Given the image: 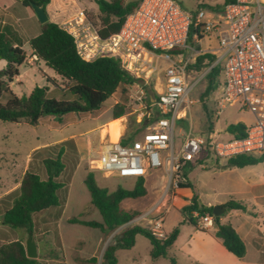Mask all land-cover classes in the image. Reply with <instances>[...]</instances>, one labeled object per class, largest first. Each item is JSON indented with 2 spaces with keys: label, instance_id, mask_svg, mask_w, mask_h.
Listing matches in <instances>:
<instances>
[{
  "label": "rangeland",
  "instance_id": "rangeland-1",
  "mask_svg": "<svg viewBox=\"0 0 264 264\" xmlns=\"http://www.w3.org/2000/svg\"><path fill=\"white\" fill-rule=\"evenodd\" d=\"M187 11H196L199 4H208L210 6L222 5L225 0H177ZM80 8L78 11L83 14H77L76 18L67 23L69 29L80 34L82 29H78L82 24L93 31L92 25L87 20L88 15L91 20L99 24L101 14L96 3L93 0H78ZM19 7L16 8L17 13ZM16 13V14H17ZM19 19H17V17ZM15 21L5 15L0 18L6 20L21 36L23 40V49L26 52L27 59L20 67L21 74L10 84L11 90L19 95H29L36 86L49 85L48 78L55 77L60 84L65 82L60 79L56 73L48 68L44 62L37 60L28 43V38L32 35L26 29L27 14L18 13ZM75 16V15H74ZM73 16V17H74ZM71 18V17H70ZM3 23L1 22L0 30ZM73 27V28H72ZM203 41V51L212 52L217 48L216 41H212L210 36ZM215 39V37H214ZM195 44V39L192 45ZM195 47V46H194ZM210 50V51H209ZM6 62L0 60V68L4 67ZM217 64L216 61L213 65ZM162 65H165L162 63ZM220 68V77L222 79V64L218 63ZM210 67H204L200 71L192 70L188 81L193 84L199 78L200 81L193 87L189 94L192 100H196L189 111V120L185 123L186 127L192 128L194 133H208L209 130H219L221 136H226L225 128L230 124L243 123L246 126L254 122V116L247 110H239L237 106L228 107L221 115L216 118L212 113L213 103H205L207 97H202V93L207 86L206 74ZM132 85H122L114 94L109 104L100 110L88 112H71L62 117V122L53 116H44L38 125L32 126L21 121L20 123L0 121V215L10 204V200L4 199V195L17 189L25 171L32 167L41 177H45L43 160L48 156H56L62 143L74 138L77 146V152L68 151L65 155L66 169L63 171L60 180L65 183V187L58 193L63 204L58 207H50L44 211L34 214V232L31 233L32 240L37 247L38 256L36 259L39 264H101L103 253L110 243L127 226L132 224H141L151 226L150 219L162 216V228L167 234L174 228L180 230L179 238L170 254L175 258L177 264H209L216 262L220 264H251V255L244 259H239L230 255L225 249L221 253L218 249L208 251L204 246L193 247V239L196 237L197 229L188 221L190 216L177 211L172 207V197L168 205L170 210L166 212L167 207H162L160 213H153L150 218H136L115 230L105 232L100 229L91 228L81 224L69 222L71 218L82 220L102 221L99 210L92 205L91 195L85 184V178L89 171H94L96 180L101 187H107L110 191L117 187L132 189L136 183L135 178H119L107 176L105 173L95 169L94 156L97 153L98 146L106 137V142L110 141L109 135H102V129L112 119L113 106L117 102L127 105V114L121 120V131L134 132L138 126L133 125L132 119L140 122L141 111H135L130 105V94L133 93ZM152 94V93H151ZM9 95H4L2 102H6ZM185 127V128H186ZM146 129V128H145ZM181 124L177 123L176 135H180ZM143 129L136 131L134 138ZM123 134V135H124ZM95 135L98 145L91 149L90 138ZM179 142V138L177 139ZM77 158V164L74 165V158ZM226 161L217 162L214 158H209L206 162V168L195 165L190 171V181L195 187L199 202L212 204L214 207L228 200L243 201L250 203L253 194L257 191H264V186H259L264 180V162L238 167H224ZM168 176L163 169L152 171L145 177V184L149 190L147 196L138 199H126L122 206L126 209L139 210L142 213L147 212L154 204L160 201L166 186ZM254 186H258L255 187ZM1 198H3L1 200ZM8 204H7V202ZM225 222L231 223L242 231L247 227L250 220L248 212L240 210H228L224 213ZM228 223V222H227ZM215 227V225L213 226ZM29 232L23 229H10L0 224V243H7L21 239L26 244ZM250 247V242H249ZM151 243L142 234L136 236L135 245L130 249H120L117 251V264H173L168 258L153 259L150 255ZM228 256H233L231 260ZM95 258V261L92 259Z\"/></svg>",
  "mask_w": 264,
  "mask_h": 264
},
{
  "label": "built area",
  "instance_id": "built-area-1",
  "mask_svg": "<svg viewBox=\"0 0 264 264\" xmlns=\"http://www.w3.org/2000/svg\"><path fill=\"white\" fill-rule=\"evenodd\" d=\"M193 20L195 25H203L207 36L216 35V63H221L223 70L222 79L206 103L214 104L211 114L216 118L232 106L249 111L254 122L246 126L244 136L229 133L227 127L226 136L217 129L194 133L185 125L191 106L197 102L189 94L200 81H188L192 72L188 66L198 55L188 41ZM78 29L82 33H70L83 58L116 57L138 79L132 84L130 105L136 112L141 111L140 122L147 118L150 123L126 145L120 140L106 142L105 137L93 162L95 169L119 178L139 179L152 171H165L168 184L160 201L139 219L150 218L155 211L160 213L162 207H167L166 212L170 210V191L185 180L182 171L189 164L206 168L209 158L219 162L264 153V0H235L220 12L200 8L195 18L177 0H141L126 16L121 30L108 38H101L95 28L91 31L86 24ZM150 85L152 92L146 89ZM177 123L182 127L179 136ZM190 217L204 229L215 225L213 213L193 211ZM150 223L153 235L164 239L162 216L150 219Z\"/></svg>",
  "mask_w": 264,
  "mask_h": 264
},
{
  "label": "trees",
  "instance_id": "trees-1",
  "mask_svg": "<svg viewBox=\"0 0 264 264\" xmlns=\"http://www.w3.org/2000/svg\"><path fill=\"white\" fill-rule=\"evenodd\" d=\"M13 1L28 8L37 22V31L28 38L33 55L37 60L44 62L65 83L60 84L55 77H50L48 83L52 88L49 85L36 86L29 95L19 96L15 94L11 90L10 84L21 74L20 67L25 63L27 56L22 47L23 40L19 33L9 24L5 25L0 31V56L1 60L6 62L5 66L0 68V121L14 123L26 121L27 124L36 126L44 116H53L62 122V117L67 113H92L100 110L109 104L120 86L132 85L138 81L122 67L120 59L116 57L100 56L92 60L82 57L74 35L61 25V22L79 13L74 4L68 6L67 0H61V3L57 4L61 6L58 7V15L49 17L48 22L41 24L30 5L31 0H0V6L4 7ZM32 1L41 5L49 15L47 8L53 0ZM93 1L102 15L100 23H94L88 15L86 18L103 39L118 33L126 16L133 12L141 2V0ZM234 1L225 0L222 5L216 6L202 3L192 13L195 18L200 8L220 12L226 4ZM13 10L14 8L11 7V11ZM202 26V24L195 25L193 20L189 31V43L192 44L195 37L200 40L208 35L203 32ZM216 60L217 55L214 53H200L195 62L188 66V71H200L204 67H210L206 74L207 86L201 98L207 97L220 82L219 65L218 63L213 65ZM146 89L152 92V85ZM4 95H9L6 102H2ZM146 102L150 103V98H147ZM112 106V120H117L127 114L126 104L117 102L112 103ZM132 123L138 126V129L134 132L125 133L120 138L122 144L126 145L133 140L136 131L144 130L150 120L144 118L141 122H136L133 118ZM226 129L229 133L240 137L245 135L246 125L243 123L230 124ZM76 150L74 138L65 140L56 156L50 155L43 160L44 178L29 166L18 188L3 196L4 199L10 200V204L6 201L8 206L0 215V224L10 229H23L33 233L34 214L50 207L61 206L63 202L58 193L65 187V183L60 180L67 167L64 158L68 151L75 154ZM262 162H264V153L243 154L228 159L224 167L243 168ZM76 164L77 158L75 156L74 165ZM194 166L189 164L188 168L182 171L185 180L171 189V205L177 211L188 216H191L193 211H199L202 215L212 214L214 207L205 206L199 202L195 187L189 179V173ZM85 184L91 195V203L99 210L102 221L71 218L69 219L70 223L85 225L105 232L132 222L141 215L139 210L126 209L122 204L126 199H138L148 195L144 178L137 179L132 189L117 187L110 191L107 187H101L98 184L94 171H89L85 178ZM222 206L227 207L228 210L247 211L244 204L233 200ZM188 219L190 223H196L194 218ZM215 227V236L221 240L223 246L238 258H243L247 252L246 244L234 227L229 223H221L219 218L215 219ZM179 233L180 230L176 227L168 232L164 239H159L153 235L148 226L129 225L120 232L113 243L107 245L101 264H117V251L133 247L138 234L144 235L150 241V255L153 259L168 258L173 264H177L170 251L174 247ZM92 259L95 261V258ZM0 264H39V262L36 258L27 256L23 241L17 239L0 243Z\"/></svg>",
  "mask_w": 264,
  "mask_h": 264
},
{
  "label": "crops",
  "instance_id": "crops-1",
  "mask_svg": "<svg viewBox=\"0 0 264 264\" xmlns=\"http://www.w3.org/2000/svg\"><path fill=\"white\" fill-rule=\"evenodd\" d=\"M67 1H68V6L74 4L77 8H80L78 0H67ZM128 1H130V0H128ZM58 3L60 4L61 0H53L52 3L48 6V8H47V11L49 13L48 17H53V16L58 15L57 14V12L59 11L58 7H61V6L57 5ZM11 7L14 8L13 11H11ZM17 7H19V9H20V10H18L19 11L18 13L20 14V16L27 14V17H25L26 18V29L29 31L30 34H34V32H36L38 29L37 22L34 18V15L24 5L17 3L16 1H13L11 3L6 4V6H4V7L0 6V16L5 15V17H7V18L12 17L11 19H13L15 21V16L18 14L16 11ZM73 16H71V18L69 17L66 20H64L63 22H61V25L64 28H66L69 32H72V31L69 29L70 26L67 23H69L71 21V19L76 18L77 14L74 17ZM17 19H19V17H17ZM1 22L3 23L1 30H3V27L5 25H8V24H6L7 23L6 20L3 19V21H2V19L0 18V25H1ZM206 37H208V36H205L203 39H200V40H198V39L195 40V44L193 46H195V48L198 50V55L200 53L207 52V50L203 51V48H202L203 41L206 40L205 39ZM214 37H215V39H214ZM210 38L212 39V41L213 40L216 41V43L218 45V41L216 39L215 34L211 35ZM217 49H218V46L216 49H213V51L211 53H214L217 55ZM114 121H116V120L111 119L107 123V126L104 128H107L108 125ZM123 134L124 133L121 131V134H120V137L118 140H120V138L123 136ZM107 135H109V134H107ZM97 145H98V142L96 143L95 135H92L90 138L91 149ZM189 179H190V173H189ZM136 181H137V179H136ZM259 186H264V180H263V183H261V185H259ZM255 187H258V186H254V188ZM148 193H149V190H148ZM228 201H230V200H228ZM228 201H225L223 203H219V205H217V206H222V205L226 204ZM233 201H235V200H233ZM236 202L244 204L247 207V211H245V212H248L249 216H250V220L247 224V227H243L242 231H239V229H237V227H235L231 223V221H227L229 224H231L234 227V229L238 232V234L241 236V238L244 240V242L246 244V248H247L246 255L243 258H239V259H244L246 256H248L250 254L251 255V259H250L251 264H264V191L257 190L253 194L252 201L248 204L244 203L243 201H236ZM201 204H203L205 206L214 207L210 203L205 204V203L201 202ZM233 210H239V209H233ZM226 211H228V209ZM240 211H242V210H240ZM224 213L219 217V220L221 223H227L224 221L225 220ZM192 225L198 231V232H196L197 235H196L195 239L192 240L194 248L200 247L203 245L204 248L208 251H211L212 249L215 248V249H218L219 251H221V253H225L224 252V249H225L230 255L237 257L234 254L230 253L223 246L221 240L215 236L216 227L204 229V228L199 227L197 225V223L192 224ZM179 235H180V233H179ZM178 238H179V236H178ZM176 242H177V240H176ZM176 242H175V244H176ZM249 242H250V247H249ZM175 244H174V246H175ZM233 256H228V258L231 260V258ZM195 262L197 264L198 261H195ZM209 264H218V263L210 262Z\"/></svg>",
  "mask_w": 264,
  "mask_h": 264
},
{
  "label": "water",
  "instance_id": "water-1",
  "mask_svg": "<svg viewBox=\"0 0 264 264\" xmlns=\"http://www.w3.org/2000/svg\"><path fill=\"white\" fill-rule=\"evenodd\" d=\"M30 5L33 8L36 17L41 24L48 22L49 17L45 9L41 5H39L38 3L32 0L30 1ZM0 60H1V56H0ZM227 209H228L227 207L215 206L212 212L215 218L218 219ZM0 221H1V218H0ZM25 247H26V254L29 258L34 259L38 256L37 247L35 245V242L32 240L31 233H29L28 235Z\"/></svg>",
  "mask_w": 264,
  "mask_h": 264
},
{
  "label": "bare ground",
  "instance_id": "bare-ground-1",
  "mask_svg": "<svg viewBox=\"0 0 264 264\" xmlns=\"http://www.w3.org/2000/svg\"><path fill=\"white\" fill-rule=\"evenodd\" d=\"M106 134H109L110 141H117L121 134V120L117 119L109 124L107 128L102 129V135L104 136Z\"/></svg>",
  "mask_w": 264,
  "mask_h": 264
}]
</instances>
